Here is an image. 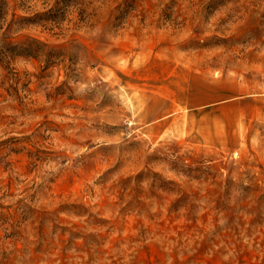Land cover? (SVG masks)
Here are the masks:
<instances>
[{"label": "rangeland", "instance_id": "1", "mask_svg": "<svg viewBox=\"0 0 264 264\" xmlns=\"http://www.w3.org/2000/svg\"><path fill=\"white\" fill-rule=\"evenodd\" d=\"M0 264H264V0H0Z\"/></svg>", "mask_w": 264, "mask_h": 264}]
</instances>
